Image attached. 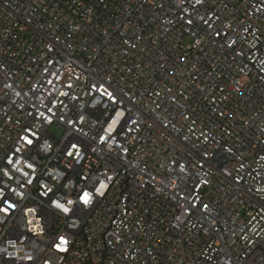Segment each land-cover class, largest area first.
I'll return each instance as SVG.
<instances>
[{
    "label": "built area",
    "instance_id": "obj_1",
    "mask_svg": "<svg viewBox=\"0 0 264 264\" xmlns=\"http://www.w3.org/2000/svg\"><path fill=\"white\" fill-rule=\"evenodd\" d=\"M0 189V264H264V0H0Z\"/></svg>",
    "mask_w": 264,
    "mask_h": 264
},
{
    "label": "snow or ice",
    "instance_id": "obj_2",
    "mask_svg": "<svg viewBox=\"0 0 264 264\" xmlns=\"http://www.w3.org/2000/svg\"><path fill=\"white\" fill-rule=\"evenodd\" d=\"M200 0H197V3H199ZM189 23H191V21H189ZM207 23V21H206ZM217 36H219V32L216 33ZM93 87H99L101 89V94H104L105 92L107 93V96L109 97V99L113 102V103H117V99L116 97L110 92V91H107V89L104 88L103 85H99V86H93ZM123 116V113H120L118 114V120H119V117H122ZM117 121H113L114 124H116ZM49 123H51V120H49ZM133 124H135V121H133ZM26 133L30 132L29 129H26L25 130ZM118 131V129H117ZM31 137H35L37 134L35 132H31L30 133ZM30 135L26 134V135H23L20 137L21 140H23L27 145L31 146L33 145L34 143V140L32 138H30ZM106 138L102 137L101 140H104ZM72 150H76V157H79L80 155V147L79 145L73 143L71 144L70 146V149L67 151V156L69 158H73V151ZM21 150L19 148L16 149V152L19 153ZM17 163H19V161H16ZM77 162H79V160H77ZM8 163L9 164H12L13 163V160L12 159H9L8 160ZM26 166L29 168V169H32L33 168V165L31 163H27ZM17 171H22L21 169H17ZM5 175H7V173H5ZM22 175L27 177L28 176V173L27 172H22ZM86 179V178H85ZM109 179H111V177H109ZM27 183L28 184H32L33 183V179H28L27 180ZM23 186V185H21ZM107 185L102 183L100 184L99 187H97L95 189V192L96 194L98 195H102L103 193L101 192V189L103 188H106ZM11 191L15 192V189H12ZM49 193H52V189L51 188H48L46 192L43 193V195L47 196L49 195ZM18 195H23V193H18ZM92 200H93V193L89 192L88 190H83L82 191V194L79 195V199H78V202L80 204H83L84 206H88L92 203ZM51 203L53 205H55V207L57 209H60L62 210L65 214H69L73 211L72 208L70 207H67L65 206V204L63 203H60L56 200H52ZM75 203H77L76 201H73L71 199H69L67 201V204L68 205H74ZM0 205H7V207H3V206H0V212H3L5 215H8L9 214V209H15L16 208V204L12 203L9 199H7V194L5 193L4 189H0ZM204 207L206 208L207 205H204ZM29 212H34L35 209H28ZM29 223H31V221H29ZM67 244V240L65 239V237L61 236L59 237V244L56 245V247L60 248V245H65ZM61 251H63L64 249L63 248H60Z\"/></svg>",
    "mask_w": 264,
    "mask_h": 264
}]
</instances>
